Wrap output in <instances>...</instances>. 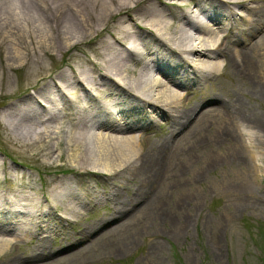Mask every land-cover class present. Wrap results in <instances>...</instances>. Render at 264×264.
Segmentation results:
<instances>
[{
    "label": "bare ground",
    "instance_id": "6f19581e",
    "mask_svg": "<svg viewBox=\"0 0 264 264\" xmlns=\"http://www.w3.org/2000/svg\"><path fill=\"white\" fill-rule=\"evenodd\" d=\"M189 1L0 0V54L3 55L0 70L7 68L14 71L31 66L29 71L34 70L30 74L32 76L39 67L45 66L42 56L56 59L60 53L61 58L67 55L72 57L73 52L83 43L103 38L107 31L112 39L114 37L113 42H109L111 51L104 53L99 65L96 66L94 60H91L90 69H78L69 63L68 70H62L58 75L47 74L26 97L10 104L4 110L10 135L24 148L27 147L36 160L41 158L38 156L41 152L49 162L65 157L62 167L71 166L72 169H81L85 174L91 172L110 179L123 176L127 187L139 178L134 190L142 191V194L157 167L154 181L161 177L160 174L170 177L173 172L169 166L175 163V160L172 163L171 160L185 150L183 143H162L154 154L157 158L153 159L142 144V136L131 131L162 122L163 126L169 125L173 134L171 137L180 133L181 129L186 131L192 124L189 129L191 132L187 135L201 132L204 122L208 121L206 117L209 111L202 113L194 123L190 120L197 110L192 109L187 115L191 122L189 124V121H185V112L179 110L182 99L180 92H183V88L197 85L195 82L198 79L208 81L215 77L221 67L218 55L224 61L234 57V50L228 48L222 55L216 52L221 49V42L217 41L214 27L220 24L239 27L248 22L245 25L253 36L258 25L264 22V0H193L195 6L187 11L184 6ZM238 9H242L245 15ZM111 25L113 29H110ZM262 42L263 39L246 49L244 47L240 54L246 59L250 53L252 55L257 52ZM5 43H10V46H5ZM102 44L100 41L94 54L103 50ZM132 59L133 64L139 68L136 74L123 71V64ZM256 62L253 59L251 65L243 69L247 77H250V71H255ZM224 101L230 118L229 128L224 125L226 129L223 131L236 135L233 124L245 120V112H241L238 99ZM256 123L255 126L264 131V119ZM83 177L81 173L74 180L54 181L53 184L62 181L63 184L58 187L66 190L70 197L62 191L57 193L59 197L50 193L52 200L46 206L39 195L31 194L24 198V190L19 192L21 196H14L7 188H1L0 257L12 251L14 242H24V238L32 236H41L42 240H39L47 242L50 239L54 241L52 235L60 233L62 244L75 237L77 241L91 242L71 254L92 245L96 239H89L92 236L90 231L73 232L66 225L80 217L83 210L93 208L105 200L87 186L90 183ZM237 177V185L249 187L248 180L242 178L240 173ZM235 185L229 180L226 187L229 189ZM120 187L118 185L108 197L113 212L106 215L96 228L104 222L119 218L127 210L130 212L131 204L134 203L135 207L143 200L145 204L142 212L146 215L170 213L166 212L168 210L163 206L165 202L158 197L157 201L147 197L130 200ZM76 189L84 192L77 195ZM153 189L154 185L151 184L149 191ZM19 196L21 199H15ZM167 217L173 220V216ZM19 223L25 224V227L22 226L13 239L1 235L15 233L18 229L16 224ZM44 246H48V242L42 244ZM162 248V245L156 243V250L161 251ZM28 257L35 259L33 256Z\"/></svg>",
    "mask_w": 264,
    "mask_h": 264
},
{
    "label": "rangeland",
    "instance_id": "374dc122",
    "mask_svg": "<svg viewBox=\"0 0 264 264\" xmlns=\"http://www.w3.org/2000/svg\"><path fill=\"white\" fill-rule=\"evenodd\" d=\"M194 3L196 2L190 0L184 8L187 11L193 9ZM239 12L245 15L242 9ZM173 23L177 26L176 22ZM245 24L248 22L239 27H228L223 24L214 27L217 31V41L221 42V49L216 52L222 55L228 48L234 50V57L225 62L224 58L217 54L221 67L216 76L208 81L198 79L195 82L197 85L183 88V92H180L182 99L179 110L185 112L186 122L189 121L188 112L192 109H196L197 113L191 118V122L209 111L210 114L206 117L208 121L204 122L201 132L196 131L192 136L187 135L186 133L191 132L194 125L192 124L186 131L181 129L180 133L171 137L173 134L169 125L163 126L162 122L142 130L131 131L142 136V144L146 146L153 159L157 158L154 154L162 143L170 142L174 145L181 141L185 149L171 160V163L173 160L175 163L169 166L173 172L170 177L160 174L161 177L155 178L154 181L156 174L154 172L158 167L154 169L143 194L142 191L134 190L139 178L127 187L123 176H114L110 179L91 172L85 174L79 168L62 167L65 157L49 162L41 152L38 155L41 158L37 160L32 158L27 147L24 148L10 135L4 119V110L10 104L26 97L47 74L58 75L62 70H68L69 63L78 69H90L91 60L95 61L93 63L96 66L102 63L104 53L111 51L109 42L114 39L109 35V31L103 38L83 43L73 52L72 57L67 55L61 58L60 53L56 59L42 56L45 66L39 67L32 76L30 74L34 70L29 71L31 66L14 71L2 68L0 189L7 188L14 196L20 195L19 192L24 190V198L30 197L31 194L39 195L46 206L48 201L52 200L50 193L59 197L58 194L62 191L64 195L70 197L66 190L58 186L66 180L79 178L82 173L84 180L90 183L87 186L98 192L99 197L105 200L95 204L93 208L83 210L80 217L66 224L73 232L90 231L92 236L89 239L96 241L89 247L71 254L91 242L77 241L75 237L62 244L63 239L59 233L52 235L54 241L52 239L50 242L47 241L48 246L42 247V244L47 242L40 241L41 236L26 237L24 242L13 243L12 251L0 257V264H264V131L255 126L258 120L264 119V22L254 24L258 25V29L253 36L249 34L250 29ZM113 28L111 25L110 29ZM115 37L118 39V34ZM261 39L263 42L259 44L257 52L252 55L250 53L246 59L240 54L244 47L246 49ZM100 41L103 43V50H98L99 52L94 54ZM5 46L9 47L10 43H5ZM2 58L3 55L0 54V63L3 62ZM253 59L257 60L254 64L256 69L255 73L250 71V78L245 75L243 69H247ZM130 61L123 64V71L127 70L129 74L138 73L139 68L133 64V59ZM231 99H238L237 104L241 106V112H245V120H239L236 125L232 123L233 129L237 131L236 135L223 131L226 129L223 128L224 125L229 128L230 118L224 100ZM161 156L164 157V154ZM238 173L248 180L249 187L237 185ZM56 180L63 182L53 184ZM229 180L236 184L235 187L229 189L226 187ZM151 184L154 185V189L149 191ZM118 185L130 200H134L135 197L138 200L147 197L157 201L158 197L165 202L163 206L168 210L166 212L170 213L164 215L163 212H156L146 215L142 212L145 204L143 200L139 201L142 202L139 205L135 204L137 205L135 207L134 203L131 204L130 212L127 210V213L119 218L104 222V225L96 228L106 215L113 212L108 197L115 192ZM75 191L77 195L84 192L79 189ZM20 196L15 199H21ZM11 204L16 203L8 205ZM167 216H173V220ZM22 226L25 227V224H16L18 229L15 233L1 235L13 239ZM156 243L162 245L161 251L156 250ZM61 246L63 247L60 250H54ZM68 256L69 258H65ZM61 258L64 259L60 260Z\"/></svg>",
    "mask_w": 264,
    "mask_h": 264
}]
</instances>
